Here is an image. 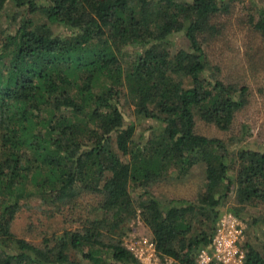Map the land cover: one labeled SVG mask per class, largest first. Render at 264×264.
<instances>
[{"label": "trees", "instance_id": "1", "mask_svg": "<svg viewBox=\"0 0 264 264\" xmlns=\"http://www.w3.org/2000/svg\"><path fill=\"white\" fill-rule=\"evenodd\" d=\"M246 1L0 0V264H143L133 232L162 264H197L226 212L252 221L245 264H264V147L197 131L248 103L207 51ZM196 166L192 197L155 190ZM33 201L59 226L39 240L14 230Z\"/></svg>", "mask_w": 264, "mask_h": 264}, {"label": "rangeland", "instance_id": "2", "mask_svg": "<svg viewBox=\"0 0 264 264\" xmlns=\"http://www.w3.org/2000/svg\"><path fill=\"white\" fill-rule=\"evenodd\" d=\"M252 3L264 6V0H252V2L246 1L237 4L230 14L220 17L221 34L207 44L210 59L221 66L224 79L240 85H247L249 88L248 103L237 114L231 129L221 130L214 124L197 119V131L204 135L222 139L236 136L230 150H235L241 145L264 147V40L249 21L252 10L249 13L247 6ZM174 39L178 46L186 47L188 45L187 39L182 36H176ZM147 133L148 130H146ZM194 173L198 180L193 178L192 181L188 180L184 183L181 181L164 182L161 186L155 187V190L169 198L192 197L194 190L199 185L198 181L203 179V167L196 166ZM230 204L231 201L224 208H228L231 206ZM40 208L39 202L33 201L20 213L14 225V230L20 236L39 240L43 236L42 230H53L59 227L57 222L49 220ZM251 212L256 215L261 213L259 209H253ZM243 223L246 231L242 244L247 240L253 241L255 233L249 218L246 221L243 220ZM258 232L260 233L259 243L263 244L264 223L262 220L258 224ZM138 234V232L131 233L130 239L139 237ZM128 237H126L127 240Z\"/></svg>", "mask_w": 264, "mask_h": 264}, {"label": "built area", "instance_id": "3", "mask_svg": "<svg viewBox=\"0 0 264 264\" xmlns=\"http://www.w3.org/2000/svg\"><path fill=\"white\" fill-rule=\"evenodd\" d=\"M244 223L231 212L224 213L217 224L209 247L202 249L197 264H245L246 252L242 248ZM135 238V237H134ZM128 248L143 264H162L156 247L148 238L131 239Z\"/></svg>", "mask_w": 264, "mask_h": 264}]
</instances>
